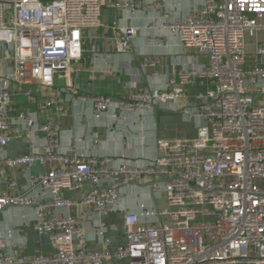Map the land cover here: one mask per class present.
<instances>
[{"label":"built area","instance_id":"built-area-1","mask_svg":"<svg viewBox=\"0 0 264 264\" xmlns=\"http://www.w3.org/2000/svg\"><path fill=\"white\" fill-rule=\"evenodd\" d=\"M165 0H0V44L8 47L12 70L0 72V160L8 169L44 165L28 176L26 191L17 179L0 174V212L30 207L34 228L47 236L55 250L28 258L11 250L0 236V264H264V68L248 67L247 36L264 28V0H191L185 18L162 25L183 48L205 55L208 66L179 65L163 89L145 86L130 93L112 113L156 109L187 98L186 88L204 84L197 102L184 106L186 117L198 120L197 136L158 140V154L145 166L138 160L110 166V157L67 155L60 149V126L40 123L36 114L18 110L10 84L54 87L59 79L70 86L74 65L86 52L99 58V37L107 5L116 10L161 11ZM138 35L134 25L113 26L116 52L132 49ZM91 40L89 44L87 41ZM162 45L163 41L159 40ZM258 53L264 54V49ZM158 59L144 57L142 70ZM71 99H85L73 90ZM101 116L112 106L103 94L92 98ZM56 101L40 105L47 110ZM174 109V108H173ZM57 110L66 114L59 104ZM44 142L28 154L9 156L3 149L24 132ZM154 178L152 199L165 206L140 213L121 205V189L133 180ZM90 183V188L85 185ZM14 190L15 192H12ZM81 191L78 199L65 192ZM90 206L103 221L124 213L123 243L115 249L113 236L101 225L95 237L102 249L82 246V228L65 211Z\"/></svg>","mask_w":264,"mask_h":264},{"label":"crops","instance_id":"crops-1","mask_svg":"<svg viewBox=\"0 0 264 264\" xmlns=\"http://www.w3.org/2000/svg\"><path fill=\"white\" fill-rule=\"evenodd\" d=\"M193 6L191 0H165L161 11L151 10L124 11L107 5L102 15V26L92 29L90 34L99 37L101 55L99 58L86 52L83 59L74 65L70 86L65 79H59L54 87L37 85L18 86L10 84L14 104L18 110L34 113L40 123L58 124L60 126V149L67 155L84 154L95 158L110 157V166H119L124 162L138 160L145 166L158 154V140L175 138H194L197 136L198 120L189 119L181 111L184 106L197 102V95L204 93V84L191 85L186 88L187 98L175 104L156 109H137L120 112L114 119L112 113L118 104L128 100L131 92H137L145 86L163 89L169 76L179 65L208 66L205 55H198L195 49L183 48L179 38L162 25L160 14H166V20L185 18ZM264 26V16L259 20ZM134 25L138 28L137 37L132 40V49L125 53L116 52L111 39L113 26ZM159 40L163 44H159ZM91 40L88 39L87 44ZM264 28L254 36H247L246 55L248 67L264 68ZM9 48L0 44V72L12 70ZM158 59L156 66L142 70L140 64L144 57ZM85 96V99H71L72 91ZM105 95L113 103L107 113L97 116L94 113L92 98ZM55 100L47 110L40 105ZM59 104L66 108V114L57 110ZM174 108V109H173ZM32 140L36 146L44 142V134L30 139L24 132L20 139L12 140L4 149V154L15 156L28 154L33 150ZM45 170L44 165L8 169L0 160V174L5 180L17 179L20 192L26 191L28 176ZM154 178L133 180L130 187L121 189V205L127 211L140 213L138 202L145 203L148 208L165 206V200L157 197L153 200L150 187ZM90 188V183L85 189ZM15 192L14 190H11ZM81 191L65 192L64 196L78 199ZM93 209L82 205L73 207L66 214L73 216L82 228L81 245L89 250L102 249L95 237L96 230L103 225L109 235L113 236L115 249L123 243L122 227L125 212H119L103 221L92 217ZM34 214L30 207H9L0 212V236L5 238L10 249L28 258L38 255H50L55 248L47 236L40 235L34 228Z\"/></svg>","mask_w":264,"mask_h":264},{"label":"rangeland","instance_id":"rangeland-1","mask_svg":"<svg viewBox=\"0 0 264 264\" xmlns=\"http://www.w3.org/2000/svg\"><path fill=\"white\" fill-rule=\"evenodd\" d=\"M259 185H260L261 187H264V180L260 181V182H259Z\"/></svg>","mask_w":264,"mask_h":264}]
</instances>
